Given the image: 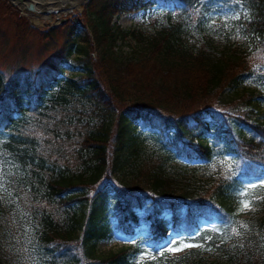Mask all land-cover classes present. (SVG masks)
Instances as JSON below:
<instances>
[{"label": "trees", "instance_id": "16d2710c", "mask_svg": "<svg viewBox=\"0 0 264 264\" xmlns=\"http://www.w3.org/2000/svg\"><path fill=\"white\" fill-rule=\"evenodd\" d=\"M150 9L177 20L148 37L113 22ZM241 11L251 48L211 50L209 13ZM12 21L18 39L35 30L0 0V25ZM63 29L42 65L0 69V160L19 167L8 184L17 208L0 204V264H32L24 244L36 264H138L145 255L169 262L162 246L170 238L202 245L178 257L183 264H215L204 262L209 250L222 253V264H264V225L259 239L254 217L237 213L264 182V121L255 115L264 96L243 92L251 79L264 91V0H88ZM128 41L135 45L127 53L120 45ZM74 55L85 66L66 76ZM140 132L153 133L166 155L153 153L151 166L140 161ZM221 156L232 166L204 186L168 171L172 162L207 165ZM110 215L128 244L102 257L96 246L109 235Z\"/></svg>", "mask_w": 264, "mask_h": 264}, {"label": "rangeland", "instance_id": "374dc122", "mask_svg": "<svg viewBox=\"0 0 264 264\" xmlns=\"http://www.w3.org/2000/svg\"><path fill=\"white\" fill-rule=\"evenodd\" d=\"M36 3H40L43 0H33ZM66 0H44L43 6H36L37 10H41V14L30 13L20 6H15L21 16L28 18L29 25L35 29L34 31L27 30L24 38L18 39L20 32L15 27V21L0 25V69L6 72H11L12 68L17 71H27L29 68L37 67L42 65L51 55L59 48L63 41V25L66 24L67 20L72 19L76 15L82 13L84 6L88 0H83L78 8L72 11L69 8H59V6ZM86 1V2H85ZM20 7V8H19ZM51 11L48 14L46 11ZM58 10V11H57ZM207 35L209 37L210 49L216 51L222 55H234L246 52L253 45V34L249 33L245 23L247 22L248 12L241 11L237 13H229L223 16H218L217 13H209L207 16ZM177 18L174 13L161 10V9H150L147 11H139L132 14H123L113 18V22L118 24L122 29L132 30L137 29L145 33V35L153 36L163 28L170 24H174ZM42 32V33H40ZM52 32L53 38L47 37L46 33ZM77 34L81 37L85 36V30L80 28L77 30ZM135 43L128 41L120 45L124 52H130L131 47ZM94 56V54H92ZM79 58L74 55L71 58V62L67 65L65 71L66 76H75L76 72L81 71L85 64L78 60ZM243 92L245 97L248 96V92H252L253 96L262 94L263 88L254 82V79L248 80L244 83ZM247 99V97H246ZM246 99H243L246 101ZM245 103V102H244ZM258 109L255 112L256 117L264 121V101L257 100ZM245 109H253L248 105ZM254 119V111L251 114ZM3 141V137L0 138V142ZM136 148L139 152L140 161L148 162L149 165H153L156 162L155 155H163L159 150V143L155 140V135L149 132H140V135L136 139ZM166 156V155H163ZM233 161L229 157H217L212 160L209 164H196L193 166H185L183 164L172 162L168 164L169 172L171 175L176 177L180 174L179 169L183 170L186 178L188 177L189 184L196 186H204L209 184L217 173L221 170H225L231 167ZM19 170V167L14 164L11 160H0V204L5 211L15 210L17 208L16 198L12 190L8 187L11 181L12 175ZM262 182L251 187L250 195L253 198H248L247 202L250 204L249 209L240 211L242 204L238 207L237 213L241 220L254 217V234L259 239L263 236L261 229L264 225V207L258 203L260 194L263 193L264 187L261 186ZM111 214V213H110ZM138 225L136 229L139 233L143 234L145 225L143 219L138 218ZM109 235L107 238L99 241L96 246L98 255L105 257L109 254L118 252L126 244V240L114 230V218L108 216ZM264 229V228H263ZM171 240V238H170ZM191 238L176 239L177 246L181 242L191 243ZM168 245V244H167ZM32 245L24 244L22 249L24 258L27 257L29 261H34L32 264H36V258L32 253ZM185 248L179 252L164 251L165 255L174 260H166L165 262L160 260L156 256L145 255L141 256L138 260V264H183V261L179 260L178 257L193 249ZM31 255L32 258H28ZM204 262L222 264V253L214 250L207 251L204 256ZM168 259V258H167ZM189 264L192 262V258L188 261Z\"/></svg>", "mask_w": 264, "mask_h": 264}, {"label": "snow or ice", "instance_id": "6c2138e0", "mask_svg": "<svg viewBox=\"0 0 264 264\" xmlns=\"http://www.w3.org/2000/svg\"><path fill=\"white\" fill-rule=\"evenodd\" d=\"M253 186H255V185H253ZM261 186L264 187V182H262ZM250 207H251L250 204L247 201H245L242 203V207H241L240 211H244L245 209H249ZM245 227H246V225H245ZM236 234L239 235L238 232ZM201 246L202 245H194L191 243H183V242H181L179 244V246H177V242L175 240H170L168 242V245H163L162 247L165 248V250L169 251V252H179V251L184 250L185 248L201 247Z\"/></svg>", "mask_w": 264, "mask_h": 264}, {"label": "water", "instance_id": "95a60500", "mask_svg": "<svg viewBox=\"0 0 264 264\" xmlns=\"http://www.w3.org/2000/svg\"><path fill=\"white\" fill-rule=\"evenodd\" d=\"M10 4L12 5H16V6H20L21 8H24L25 10H27L30 13H36V14H41L42 11L41 10H37L36 6H43L44 5V0L41 1L40 3H36L33 0H7ZM19 7V8H20ZM58 11V10H57ZM51 11H46L45 13H49Z\"/></svg>", "mask_w": 264, "mask_h": 264}, {"label": "bare ground", "instance_id": "6f19581e", "mask_svg": "<svg viewBox=\"0 0 264 264\" xmlns=\"http://www.w3.org/2000/svg\"><path fill=\"white\" fill-rule=\"evenodd\" d=\"M82 2L83 0H66L63 1V3L59 6V8L60 7L61 9L69 8L72 11L73 9L78 8Z\"/></svg>", "mask_w": 264, "mask_h": 264}]
</instances>
